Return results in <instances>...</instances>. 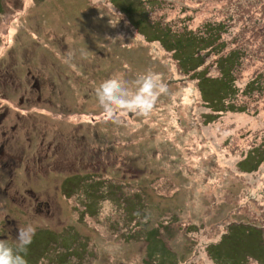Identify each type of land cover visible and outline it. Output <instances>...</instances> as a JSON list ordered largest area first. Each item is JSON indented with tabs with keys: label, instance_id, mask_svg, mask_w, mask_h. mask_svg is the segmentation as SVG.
Segmentation results:
<instances>
[{
	"label": "rangeland",
	"instance_id": "374dc122",
	"mask_svg": "<svg viewBox=\"0 0 264 264\" xmlns=\"http://www.w3.org/2000/svg\"><path fill=\"white\" fill-rule=\"evenodd\" d=\"M213 24L224 54L243 48L232 110L198 85L197 74L220 76L216 56L193 74L201 60L169 49ZM149 69L171 95L150 117L106 119L99 84L131 86ZM7 73L16 77L0 84V239L14 246L31 223L28 264H264V96L242 95L264 80V0H0ZM255 150L262 163L249 172ZM226 233L220 255L207 252Z\"/></svg>",
	"mask_w": 264,
	"mask_h": 264
},
{
	"label": "trees",
	"instance_id": "16d2710c",
	"mask_svg": "<svg viewBox=\"0 0 264 264\" xmlns=\"http://www.w3.org/2000/svg\"><path fill=\"white\" fill-rule=\"evenodd\" d=\"M131 5V4H130ZM130 7V6H129ZM132 7V6H131ZM133 10V8H132ZM216 24V23H215ZM213 24V26H210L209 29H205L203 31H196V32H189L188 35L183 36L182 38L179 36H176L174 39L172 38L169 43V49L172 50L174 53L178 52V54L185 55L183 56V61L189 62L194 61L196 63V59L198 58L201 60V63L195 64L193 67L189 68L188 73L196 74L198 69L202 67L203 69L206 68L208 64H203V58L206 57V54L212 53V55L216 56L217 59H215V64L219 70L220 76L211 78L204 74H197L196 77H199L201 79L198 81V85H205L207 87L212 86L213 87V94H215V97L220 95L222 98V104L224 108L232 110L233 105L235 104L234 99L236 98V95L239 94V90L237 86L235 85V81L233 79L235 73L237 72V68L241 65L239 60L242 59V56L239 55L240 50L243 48L238 45L239 49H231L227 54L223 53V49L225 48L224 42L221 40V34L216 32V25ZM165 36L169 35V32H165ZM159 37V36H158ZM195 47V51L193 52L192 56H188L184 50L185 49H192ZM200 72H202L200 70ZM261 77V78H260ZM227 87V90H226ZM246 89L248 94H242L243 96L249 97L246 102H251L252 99L255 101L262 99L264 96V80L262 79L261 74L257 75L255 78L250 80L248 83H246ZM201 94L205 93V91L198 86ZM243 92V91H242ZM241 92V93H242ZM240 93V94H241ZM215 97H213L215 99ZM232 103H229V102ZM228 102V103H226ZM243 102V103H246ZM209 105V102L207 103ZM237 105V104H236ZM245 105V104H243ZM221 110H214V112H218ZM262 141L264 143V135L262 137ZM246 161H242L239 164H243ZM247 163L251 167L250 169H246L249 172L255 171L258 166L262 163L261 159H257V150L252 151L248 158ZM255 231H257L255 229ZM251 236V233L248 234ZM240 235H237L233 238L235 243L239 244L240 241ZM226 238H231L229 233L223 234L220 238V240L217 243L209 244L207 247V252L212 250V255L214 257H218L220 253L222 252L221 247L224 244V241ZM240 245V244H239ZM260 246H263V243L260 244ZM254 247V251L256 250V247ZM257 252V251H256ZM255 252V254H256ZM262 253V252H261ZM260 253V254H261Z\"/></svg>",
	"mask_w": 264,
	"mask_h": 264
},
{
	"label": "clouds",
	"instance_id": "9594fccd",
	"mask_svg": "<svg viewBox=\"0 0 264 264\" xmlns=\"http://www.w3.org/2000/svg\"><path fill=\"white\" fill-rule=\"evenodd\" d=\"M120 39L122 38L116 37L112 42ZM82 55H87V52H82ZM168 95H171V92L162 74L151 69L139 74L131 86L128 81L113 77L101 82L95 90L97 103L102 108L105 118L116 124H119L117 113L120 115L134 113L140 117H150L160 98ZM135 215H139V212ZM35 231L31 223L18 228L14 246L0 239V264H28L26 257Z\"/></svg>",
	"mask_w": 264,
	"mask_h": 264
},
{
	"label": "flooded vegetation",
	"instance_id": "af4514ba",
	"mask_svg": "<svg viewBox=\"0 0 264 264\" xmlns=\"http://www.w3.org/2000/svg\"><path fill=\"white\" fill-rule=\"evenodd\" d=\"M1 53H3V51H1ZM13 72H14V70H13ZM15 73V72H14ZM27 75H30V73L29 72H27L26 73ZM15 75H16V73H15ZM13 73H7L6 75H0V84H1V86H3L5 83H6V80H12V79H14V77H16ZM18 77V76H17ZM31 77V79H33V82L30 84V88H32V89H34L38 94L41 92V86H39V84H38V79L36 80V77L35 76H30ZM0 86V87H1ZM37 98H38V100H41V97H40V95H38L37 96ZM4 101V99H0V103L1 102H3ZM2 105H4V104H2ZM2 115H0V125H1V122H2V117H1ZM4 135H5V133H4ZM3 135V138L5 137ZM6 145H7V142H5L4 140L0 143V159H2V158H4L5 157V153H4V151H5V149H6ZM40 145L42 146L43 145V142L41 141L40 142ZM51 146L49 145L48 146V148H50ZM10 160V159H9ZM34 160V159H33ZM40 160H41V158H39L38 157V159L37 160H35V163H39L40 162ZM57 164V163H56ZM72 177H75V175H72ZM31 197L33 198L34 197V199H33V201H37L38 199H37V197H35L33 194H31ZM38 203V202H37ZM45 207H46V205H45ZM9 224V223H8Z\"/></svg>",
	"mask_w": 264,
	"mask_h": 264
}]
</instances>
